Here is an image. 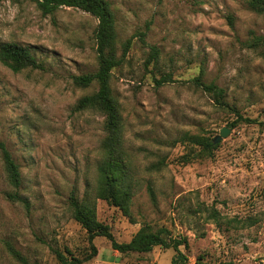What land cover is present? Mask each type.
<instances>
[{
    "label": "rangeland",
    "instance_id": "374dc122",
    "mask_svg": "<svg viewBox=\"0 0 264 264\" xmlns=\"http://www.w3.org/2000/svg\"><path fill=\"white\" fill-rule=\"evenodd\" d=\"M108 1L120 42L133 39L111 80L140 181L132 216L96 196L104 116L76 109L97 90L96 83L76 85L74 76L98 67V19L76 7L44 14L34 0H0V43L28 46L44 63L15 72L0 61V264H22L6 241L40 264H62L57 250L90 254L73 194L95 205L118 242L147 222L186 236L189 246L181 248L190 264H264V47L251 44L264 35V13L245 0ZM149 45L161 51L158 66L146 65ZM162 71L174 81L156 85ZM201 74L225 88L237 112L195 85ZM223 127L230 133L213 155L196 157L193 145ZM2 144L19 165L17 189L8 182ZM15 190L28 202L7 198ZM212 208L218 222L209 218ZM94 244L97 254L80 264H172L175 254L160 247L122 254L105 236Z\"/></svg>",
    "mask_w": 264,
    "mask_h": 264
},
{
    "label": "trees",
    "instance_id": "16d2710c",
    "mask_svg": "<svg viewBox=\"0 0 264 264\" xmlns=\"http://www.w3.org/2000/svg\"><path fill=\"white\" fill-rule=\"evenodd\" d=\"M39 9L44 14H52L62 6L80 8L91 13L98 19L95 29L96 51L98 67L95 71L74 76V83L81 87H89L97 84V90L91 94L83 96L77 103L76 109H94L104 116L105 137L101 143L102 159L98 165V186L96 196L108 201L121 209L126 215L132 216L131 205L139 178L135 170L130 153L125 145V125L121 112V105L114 94L112 87V76L114 70L123 64L132 46L133 39L127 38L120 42L116 26V18L108 0H34ZM247 4L258 13H264V0H245ZM146 32H141L142 40ZM146 45L145 41L143 42ZM253 46L264 47V35L254 36ZM161 51L156 45H149V53L146 58V65L158 66ZM264 56V51H263ZM0 61L15 72H20L25 68L44 69V63L38 60L36 54L28 46L17 42L0 43ZM155 84L162 86L173 82L171 71H162V74L154 76ZM195 85L207 91L216 103L226 109L230 108L238 111L227 101V93L224 87L219 86L214 81L207 82L203 75H198L193 79ZM240 120L248 121L247 117L238 114ZM235 121L230 126H235ZM214 138L204 139L199 144L193 145L198 148L194 151L196 157H210L218 147L214 143ZM194 144V143H193ZM199 146V147H197ZM2 157L8 182L14 187L21 185V172L19 165L13 158L11 152L2 144ZM188 161L191 159H187ZM150 196L155 197L154 188L148 183ZM7 198L15 201L28 202V199L18 192L8 191ZM70 204L73 209L75 219L85 228L91 253L84 258L68 255L57 250V257L62 264H80L97 254L94 239L98 236H105L111 240L114 249L122 254L130 252L148 253L155 247L173 248L175 254L172 264H190L187 254L182 250V246H189L186 236L173 235L170 229L159 227L154 229L145 222L128 242H118L113 235L109 225L99 221L96 214V207L89 200H80L76 195H71ZM209 218L218 222L219 213L215 208L209 211ZM6 248L9 253L22 264H40L30 262L22 252L12 243L6 241ZM72 254V255H71ZM70 255V256H69ZM196 264H202L200 259Z\"/></svg>",
    "mask_w": 264,
    "mask_h": 264
},
{
    "label": "water",
    "instance_id": "95a60500",
    "mask_svg": "<svg viewBox=\"0 0 264 264\" xmlns=\"http://www.w3.org/2000/svg\"><path fill=\"white\" fill-rule=\"evenodd\" d=\"M229 133H230V129L228 127H223L220 130V133L215 136L214 143L215 144L219 143L223 139V137L227 136Z\"/></svg>",
    "mask_w": 264,
    "mask_h": 264
}]
</instances>
